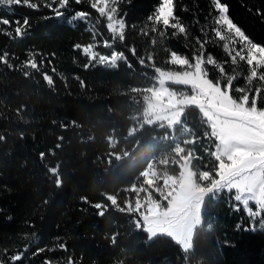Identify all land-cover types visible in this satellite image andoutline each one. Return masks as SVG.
<instances>
[{"label":"trees","instance_id":"trees-1","mask_svg":"<svg viewBox=\"0 0 264 264\" xmlns=\"http://www.w3.org/2000/svg\"><path fill=\"white\" fill-rule=\"evenodd\" d=\"M220 2L264 46V0ZM161 4L117 0L115 37L91 0H0V264H264V230L227 193L207 198L212 228L197 229L188 252L150 239L129 209L152 163L180 173L178 148L197 177L217 176V139L198 107L174 126L144 116L159 72L179 68L174 56L204 57L221 86L259 87L245 45L217 23L215 0H175L169 25L156 18ZM90 46L121 59L94 61Z\"/></svg>","mask_w":264,"mask_h":264},{"label":"rangeland","instance_id":"rangeland-1","mask_svg":"<svg viewBox=\"0 0 264 264\" xmlns=\"http://www.w3.org/2000/svg\"><path fill=\"white\" fill-rule=\"evenodd\" d=\"M91 1L106 16L115 37L122 36L124 23L116 14L117 0ZM162 7L164 0L159 8ZM84 50L91 59L109 67H115L121 59L118 55L98 56L93 46ZM244 52L252 70L249 81L259 84L255 91L241 92L230 81L224 86L212 82L205 69L208 61L202 56L192 61L174 56L173 62L179 68L160 71L156 85L148 90L144 116L150 124L174 126L187 107H198L217 139L219 159L216 177L207 172L197 177L192 157L183 154L181 148L176 158L181 168L178 175L160 168V162L149 166L144 173L147 185L135 191L136 198L130 200L129 209L138 214L137 223L150 239L164 235L185 252L190 251L197 229L212 228L204 216L207 198L220 193H227L229 201L235 202L234 207L244 210L252 230H264L260 227L264 223V64H251L246 46ZM210 88L229 98L235 111H221L209 95ZM161 162L166 164L167 160ZM110 198L115 202L114 197Z\"/></svg>","mask_w":264,"mask_h":264},{"label":"snow or ice","instance_id":"snow-or-ice-1","mask_svg":"<svg viewBox=\"0 0 264 264\" xmlns=\"http://www.w3.org/2000/svg\"><path fill=\"white\" fill-rule=\"evenodd\" d=\"M216 8L219 9L220 15L218 24L221 26H226L228 32L234 33L235 36L239 39L241 43L246 46L247 58L249 62L253 65L256 63L264 64V46L260 44L253 43L249 37L241 30V28L233 22L232 19L227 15L229 9L228 6L224 3H221L220 0H215ZM165 9H167V15H164ZM78 18V17H74ZM157 19H163L166 25L172 23L174 19H176V11H175V0H164V7L159 8L157 10ZM4 23H8L7 20ZM181 27L183 30V26L176 25ZM216 35L219 36L221 40H224V35L221 34L219 28L216 29ZM227 48V45H225ZM209 95L213 96L214 103L221 109V111L234 112L235 109L230 106L229 98L218 94L217 91H213L211 88L209 89ZM251 217V216H250ZM261 228H264V223L260 224Z\"/></svg>","mask_w":264,"mask_h":264}]
</instances>
